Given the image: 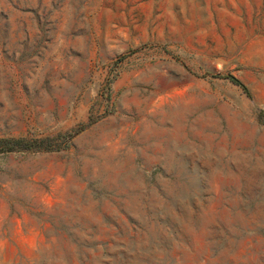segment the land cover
Returning <instances> with one entry per match:
<instances>
[{"label": "rangeland", "instance_id": "1", "mask_svg": "<svg viewBox=\"0 0 264 264\" xmlns=\"http://www.w3.org/2000/svg\"><path fill=\"white\" fill-rule=\"evenodd\" d=\"M21 138L0 264H264V0H0Z\"/></svg>", "mask_w": 264, "mask_h": 264}, {"label": "trees", "instance_id": "2", "mask_svg": "<svg viewBox=\"0 0 264 264\" xmlns=\"http://www.w3.org/2000/svg\"><path fill=\"white\" fill-rule=\"evenodd\" d=\"M231 82H233L236 85H240L239 82L230 77L229 78ZM41 142L38 144H32L29 145V141H26L25 139H0V153H9V152H24V151H33L38 152L42 150H48L47 148H41ZM35 145V146H34Z\"/></svg>", "mask_w": 264, "mask_h": 264}]
</instances>
